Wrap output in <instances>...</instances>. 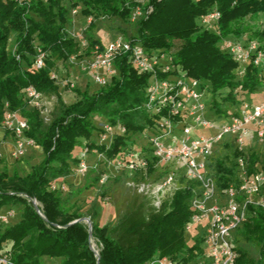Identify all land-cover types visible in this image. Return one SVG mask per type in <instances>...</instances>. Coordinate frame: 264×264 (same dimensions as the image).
Returning <instances> with one entry per match:
<instances>
[{
  "label": "trees",
  "instance_id": "1",
  "mask_svg": "<svg viewBox=\"0 0 264 264\" xmlns=\"http://www.w3.org/2000/svg\"><path fill=\"white\" fill-rule=\"evenodd\" d=\"M153 13L135 24L130 23V11L125 0H33L29 6L0 0V128L4 107L19 111L29 122L27 136L43 152V159L22 176L10 175L0 168V212L9 208L17 212L10 225H0V251L10 242L15 264H146L155 255L192 259L202 240L196 238L189 245L186 224L192 212L190 204L198 191L195 182H185L176 193L166 199L159 209L147 197L130 189L132 194L116 224L101 226L95 212L90 213V227L82 221L86 214L76 205L75 196L63 198L53 182L68 177L78 165L75 149L82 140L90 149L100 127L93 122L100 116L107 123L125 126L127 135L118 137L110 149L98 147L113 159L128 141L141 134L149 117L141 108L144 104L148 75H138L128 64L127 57L117 60L118 77L111 84L91 93L75 89L80 97L66 105L56 82L51 79L58 63L66 64L81 51L80 43L70 38L67 29L73 21L71 10L79 8L89 18H116L127 29L122 35L137 41L148 51L166 50L173 53L176 63L196 79L206 82L213 93V109L227 113L245 93L257 94L262 81L252 67L243 77L236 74L238 65L220 48L221 37H235L244 33L264 35L259 22L264 15V0H149ZM216 8L221 13L219 35L201 28L199 18ZM91 23L85 33L88 48L85 55L102 42L94 37ZM39 46L47 52L45 69H32ZM16 51L13 53V50ZM16 53V54H15ZM17 55L21 60L17 59ZM34 87L42 95H56L58 112L50 124H45L41 111L30 107L23 95L27 87ZM81 148V147H80ZM213 157L207 170L219 189L239 186L236 159L239 153L231 144ZM264 170V153L249 154V171ZM94 173L93 186L100 185V173ZM156 169L149 170L154 178ZM126 184L123 173L118 174ZM110 180V179H109ZM38 204L39 211L33 205ZM94 241L99 248L96 257L91 249ZM239 253L237 264H264V210L250 208V217L236 233ZM256 252V256L252 254Z\"/></svg>",
  "mask_w": 264,
  "mask_h": 264
},
{
  "label": "built area",
  "instance_id": "2",
  "mask_svg": "<svg viewBox=\"0 0 264 264\" xmlns=\"http://www.w3.org/2000/svg\"><path fill=\"white\" fill-rule=\"evenodd\" d=\"M4 1L29 6L33 0ZM125 8L130 11L132 24L148 18L154 10L149 0H125ZM78 14L79 8L71 10L73 18ZM87 19L89 25L94 22L93 16ZM220 19L221 13L214 8L200 16L199 24L202 29L219 35ZM259 25L264 30V20ZM67 34L81 46L78 55H73L68 62H79L98 88L109 86L118 77L116 62L122 57H127L128 64L138 75L150 77L145 87L146 100L141 107L149 117L145 130L110 159L98 147L108 150L118 137L128 133L120 123L104 124L96 136V147L90 149L85 142L80 148L77 172L81 175L91 171L100 173V185H105L114 174L123 173L126 185L147 197L156 209L182 187V179L197 183L199 188L190 204L192 216L185 227L186 233L201 237L195 257L158 254L146 264H237L236 233L248 222L251 207L264 210V170L257 167L252 173L249 171V154L253 147L259 146L264 153V35L256 37L244 33L221 37L220 48L238 65L239 77L250 67L258 73L262 99L254 102L249 99L251 95L245 93L227 113H216L210 86L191 77L176 63L172 52L148 51L141 43L119 34L102 45L97 44L89 59L80 60L88 48L86 37L76 31H67ZM36 51L32 69L41 71L46 67L48 54L39 46ZM17 59L21 60L20 56L17 55ZM50 76L59 82L56 71ZM23 95L30 107L42 109L43 95L34 87L25 88ZM1 128L13 138V158H23L28 151L39 148L27 136L30 129L27 118L11 110L7 103ZM227 141L232 142L239 153L236 164L240 185L221 190L208 173L207 164L212 154ZM2 157L0 150V159ZM93 158L94 163L90 161ZM151 167L156 169L154 178L149 174ZM16 218L17 212L12 208L1 211L0 225H10ZM12 246L10 242L3 246L0 264H15L11 258ZM91 249L98 257L100 250L94 241Z\"/></svg>",
  "mask_w": 264,
  "mask_h": 264
},
{
  "label": "rangeland",
  "instance_id": "3",
  "mask_svg": "<svg viewBox=\"0 0 264 264\" xmlns=\"http://www.w3.org/2000/svg\"><path fill=\"white\" fill-rule=\"evenodd\" d=\"M63 4H67V0H63ZM68 18L73 21V27L70 25L67 31H76L77 33L85 36L87 27L89 26L88 19L81 13L75 18L69 14ZM261 20H264V15H261ZM92 23L95 24L92 33L94 37L100 39L102 43H106L115 38L117 35L122 34L123 29L128 30L129 34L135 33V31H133V27L130 26L128 27L129 29H127L124 23L116 18H97V20ZM89 57L90 55H85L81 57L80 60H86L89 59ZM55 71L59 76V82H57L56 85L59 88L62 101L66 105L73 104L80 100V97L76 94L75 89L80 91L88 89L91 93L99 90L98 87L91 82L87 73L82 70L79 62H68L65 65L58 63ZM244 97H246V95ZM249 99L254 102H258L262 99V95L259 93L252 94ZM40 111L45 124H50L58 112L57 96L43 95V106ZM93 122L98 127H101L107 123V120L96 115L93 117ZM82 142L83 143L75 149L74 156L76 158L80 153V147H83L85 143L83 140ZM12 143V136L5 133V131L0 128V150L3 153V157L0 159V168L6 167L10 175L17 172L18 174L24 176L31 171L34 165L40 163L44 157L43 152L39 147L28 151L23 158L15 159L11 156L13 148ZM226 143L231 144L232 148H235L232 142H225L212 154L210 164L214 162L212 159L215 155L224 152L223 149ZM253 151L261 153L259 146L253 147ZM90 161L94 163L96 160L93 158L90 159ZM93 163L92 165H94ZM77 167L73 166V171L68 177L54 181L53 185L56 186V189L60 190L63 198L70 196L73 192L77 193V191H82L80 196H75V202L81 211L87 215L86 218L90 219L89 214L95 212L97 215V222L101 226H112L116 224L118 217L124 210L127 200L134 193L122 180H120V176L117 173L110 178L109 182L104 187L97 185L93 186L94 173L89 172L88 174L81 175L77 172ZM186 237L189 245H193L196 238L201 240V237L198 235L194 236V234L191 233H186ZM252 254L256 256V252L254 250H252Z\"/></svg>",
  "mask_w": 264,
  "mask_h": 264
},
{
  "label": "water",
  "instance_id": "4",
  "mask_svg": "<svg viewBox=\"0 0 264 264\" xmlns=\"http://www.w3.org/2000/svg\"><path fill=\"white\" fill-rule=\"evenodd\" d=\"M33 205L35 206L36 210L39 211L38 204L36 201H33ZM82 221H85L89 227H90V235L92 234L91 228H92V222L89 218H83Z\"/></svg>",
  "mask_w": 264,
  "mask_h": 264
}]
</instances>
